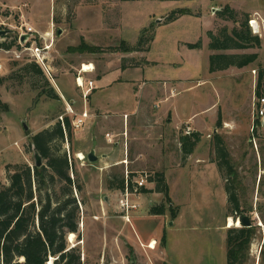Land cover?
<instances>
[{"label": "rangeland", "instance_id": "374dc122", "mask_svg": "<svg viewBox=\"0 0 264 264\" xmlns=\"http://www.w3.org/2000/svg\"><path fill=\"white\" fill-rule=\"evenodd\" d=\"M16 1L17 6L0 5L21 8L36 31V45L50 47L44 52L48 68L39 64L50 84L56 93L58 86L65 83L75 87V92L66 97V102L39 96L48 87L42 81L37 82L38 76L22 73L25 65L34 63L30 54L23 53L18 42L10 52L0 49L4 64L0 76L2 183L9 184L8 166L42 165L43 160L31 146V138L54 126L60 116L73 119L67 114L71 99L77 100L72 110L78 113L84 111L86 101L91 117L81 129L72 126V143L68 139L63 145L73 159L72 178L83 187L82 193L75 192L82 214L80 236L76 235L73 244L69 235L66 240L70 248L81 250L83 264H227L225 215L235 220L236 227L232 228H242L238 221L241 215L249 216L253 223L252 241L238 264H264V118L255 116L257 101L261 99L255 93L259 71L264 69V35L259 37L262 41L259 49L226 52L258 53L255 64L214 74L209 71V58L217 52L209 49L208 37L209 31L218 35L223 28L231 32L236 27L233 22L216 18L215 13L222 7L229 5L240 14L255 17V13L264 12V0ZM181 9L189 14L167 24V17ZM20 15L17 11L13 24ZM144 31L145 39L154 33L149 51L119 50L123 44L135 48ZM251 33L256 36L252 29ZM15 37L16 33L1 38L0 42ZM199 42L201 49L188 48V44ZM85 64L94 67L90 77L83 72ZM119 69L127 71L112 73ZM50 72L55 74V81ZM110 73V78L119 75L122 79H136L138 95L134 94L136 89L125 83L105 87V82L96 79ZM76 78L87 84L96 79L94 87L99 88L96 92L91 89L85 99L86 89H77L72 82L77 83ZM164 81L169 83L168 89L163 88ZM160 88L158 92H150ZM171 89L176 94L173 97ZM144 107L142 127L135 128L133 121ZM168 110L173 113L164 114ZM124 125L131 142L134 132L140 134L144 145L141 150L150 153V165L133 163L129 171L122 165L104 170L98 161L89 162L86 144L89 134L98 133L97 128L103 132L123 130ZM189 132L200 133L201 141L192 156L185 158L181 138ZM218 139L229 154L232 176L226 167L219 166ZM134 149L129 147L130 158ZM78 150H82L84 160L78 157ZM120 152L123 154L124 149ZM10 154L16 157H7ZM138 173H148L151 178L157 173L164 174L170 199L156 192L150 179L146 189L152 187L153 192L142 193L139 202L132 199L141 208L132 211L130 223H126L122 219L125 214L119 213L123 191L116 186L110 188L109 181H117L116 176L126 180ZM230 192L236 193L243 214L231 216ZM162 204L166 207L165 215L149 217L150 208ZM141 230L145 236L162 234L156 239L155 250L149 248V242L140 244L145 240L139 233ZM54 260L49 259V263L54 264Z\"/></svg>", "mask_w": 264, "mask_h": 264}, {"label": "trees", "instance_id": "16d2710c", "mask_svg": "<svg viewBox=\"0 0 264 264\" xmlns=\"http://www.w3.org/2000/svg\"><path fill=\"white\" fill-rule=\"evenodd\" d=\"M137 1V0H136ZM189 14L188 10L172 12L166 23L176 21L180 16ZM218 20L233 22L236 27L229 32L223 28L218 35L208 32L209 49L214 53L209 58L211 74L230 68H246L259 60L258 53H226L227 51H247L260 48L262 41L251 33L250 16L240 14L231 6L222 7L216 13ZM146 31L142 32L138 44L131 48L123 44L119 50L123 52L149 51L154 40V33L145 39ZM17 46V40L0 42V49L12 51ZM147 46V49L145 48ZM19 47V45H18ZM188 48L201 49L202 43L188 44ZM116 50V49H114ZM117 51V50H116ZM22 73L38 76L48 91L39 96H46L53 100L60 97L50 84L44 70L37 63H30L22 68ZM55 78V74H53ZM1 83V79H0ZM257 96L264 95V69L259 71V82L256 89ZM73 139L72 121L64 118V124L58 121L54 126L37 133L31 138V146L43 160L41 166L20 164L8 166V185L0 179V264H48L53 258L54 264H83L82 253L78 247L70 248L67 236H80L81 209L75 192L82 193L83 187L74 176V165L71 152L63 150L66 140ZM201 141V134L193 132L181 138L182 152L187 158ZM216 150L220 157V167H226L230 176L234 172L229 162V154L222 140L218 139ZM74 173V174H73ZM111 179L109 187L125 191L126 180L115 177ZM131 178V176H130ZM151 182L156 185V192L164 194L169 200V186L165 176L157 173ZM116 184V185H115ZM152 190L142 188L140 193H152ZM231 216L241 215L240 201L235 192H230ZM164 204L150 208V215H165ZM254 231L251 228H231L227 231V263L238 264L240 258L248 248ZM165 240V236L162 238Z\"/></svg>", "mask_w": 264, "mask_h": 264}, {"label": "crops", "instance_id": "0c3cea01", "mask_svg": "<svg viewBox=\"0 0 264 264\" xmlns=\"http://www.w3.org/2000/svg\"><path fill=\"white\" fill-rule=\"evenodd\" d=\"M16 2H17L16 0H0V3H6V4L10 5V6H15V5L17 6L18 4ZM248 15L250 17H252L251 14H248ZM252 19H256L263 26V24H264V12H260L259 15L255 13V17H252ZM263 28H264V26H263ZM137 69H139V68H137ZM126 71L127 70H121V69H119V70H116L115 72H112V73H118V74H120L121 72L123 73V72H126ZM92 72L93 71L84 72V73H86L85 75L87 77H90ZM112 73L107 74V75H103V76L100 75L96 79H98V81H100L101 83H104L105 82V85H106L105 87H112V86H114L115 84H118V83H120V84L125 83V85L129 86L130 88H133L134 91L136 89V91H135L134 94H135V96L138 95L140 89H139V86L137 85L138 82H137L136 79H134L133 77H129V78H126V79H122V78H118L117 77L119 75L110 78V76L112 75ZM96 79L94 81L93 80H91V81H93L94 83H96L97 82ZM99 79H101V80H99ZM72 82L76 86V88L79 89L77 83H75L74 80H72ZM83 82L85 84H87V82L84 79H83ZM163 83H164V87L163 88L168 89V84L169 83L166 82V81H164ZM141 85L143 86L144 83L141 84ZM74 88H71V86H69L66 83L62 87L61 86L60 87L58 86V88H57V92L58 93L57 94L60 97V100L62 99V100H64L66 102L67 101L66 100V97L74 94L73 93V92H75V89ZM98 88L99 87L96 85V87L93 89V91L94 90L97 91ZM152 90H153V92H152ZM156 90L157 89H151L150 92L151 93H155V92H158V91L162 90V88H160L157 91ZM96 91H94V92H96ZM172 91H174V89H171V92ZM87 92L89 94L90 93V90L89 91L87 90ZM88 94H87V96H88ZM166 100H168V98ZM70 103H71V105H70L71 108L77 106V100L76 99H71L70 100ZM84 105L85 106L83 107L82 111L83 110H87L89 112L88 105H90V104H88V102L85 101ZM90 107H91L90 109H94L96 111L98 110L96 107H93V106H90ZM145 109H146V107L142 108V110L139 111V113L137 114V117H135V119L133 121V123L135 124V128L142 127V123L144 122L143 119L145 118V113H146V110ZM154 109H156V105L154 106ZM167 112H172V110H168V111L164 112V114L167 113ZM126 114L127 113H124L123 115H126ZM97 129H98V133H96L95 135H94V132H91L89 134L90 135L89 136V140L86 141V142H88L86 144H88V147H89L88 155L91 152H93L95 154V156L98 158L97 161L99 162V165L102 166V167H104L103 168L104 170H108V169L114 168L116 166H121L122 165V166H124V168L126 167V169L129 171V169L132 168L131 165L133 163H138V164H142V165H145V164L150 165V163L152 162V161H150V159L148 157L150 155V153L148 151L146 152V151L141 150V146H144V145H143V139H139V135H140L139 133L134 132L133 138L134 137L135 138L131 142L130 135H128V136L126 135L125 125H124V129L123 130H115V131L103 132L99 128H97ZM135 131H136V129H135ZM114 138H118V139H116L115 143H113V139ZM15 143H17V142H15ZM129 147L130 148H133V149L136 148V149L133 150L134 151L133 158H130V156H129L130 155L129 154ZM121 149H124V153L123 154H121V152H120ZM77 153H79V154L81 153L82 154V150H78ZM7 157H9V158L12 157L13 158V157H16V156L10 154V155H7ZM83 157H84V155H83ZM143 158L145 160H141ZM23 160H25L24 156H23ZM149 190H152L153 191V188L150 187ZM150 195L153 196L152 194H150ZM154 195L155 196H158L159 194H156L155 193ZM141 196L142 195H140L139 199H137V198H133V199H137L135 201H138L139 202L141 200ZM152 202L153 201H151L149 204L151 205ZM140 208H141V206H140ZM136 211H138V210H136ZM119 213H121L120 209H119ZM149 217L159 218V217H162V216H153V215H151ZM141 218H143V217L141 216ZM229 218H231V217L228 216L226 218V215H225V220H226L225 221V225L228 224ZM122 219H124L123 216H122ZM126 223H130V222H126ZM223 229L227 232L231 228H229V226H224ZM139 233L142 236H144V239H145L144 242L140 243L143 246H144L145 241L146 242H149V245H150L152 243V241H156V239L159 238V236H162V234L160 235V233L157 236L156 235H152V234L151 235L149 234V235L145 236V232L143 230H141ZM127 236L129 238H133V237H131L128 234H127ZM152 236H153V238H152ZM135 243L136 242L133 241V244L134 245L137 244V243L136 244ZM226 250H227V244H226ZM131 264H136V263L132 262Z\"/></svg>", "mask_w": 264, "mask_h": 264}, {"label": "built area", "instance_id": "2783aa9c", "mask_svg": "<svg viewBox=\"0 0 264 264\" xmlns=\"http://www.w3.org/2000/svg\"><path fill=\"white\" fill-rule=\"evenodd\" d=\"M17 11H20L21 15L19 17V20H17L16 24H13L15 22L14 15L16 14ZM254 24H257L258 28H256ZM250 27L254 35L258 37H262L264 35L262 34V25L256 19H253L250 22ZM0 30L8 31L9 34L7 35V37H11V34L16 33V37L13 39H16L18 45H20L21 48L24 49L22 52L29 53L30 57L34 59L35 63H37L38 65L41 63L42 65L46 64V67L48 68L47 66L48 62L46 61V55L44 54V52L49 50L50 47L48 45H45V47H39L36 45V39H37L35 35L36 31L28 22L27 16L24 14L21 8L10 7L3 4L0 5ZM25 35H28L29 37L24 43H22L21 38ZM3 71H4V64L0 60V76L2 75ZM50 77L52 78V80L54 79L52 72H50ZM79 79L80 78L76 79L77 85L82 91L86 89V91L83 93L84 98H86L88 94L87 90L89 91L95 88L94 82L89 81L88 84L86 85L84 82L83 84L79 83ZM171 94L172 96L176 95L175 91H172ZM157 107L158 105H156V108ZM67 114L73 116V119H71V121H72V126L75 129H81L82 127H84L86 122L91 117L87 110L78 113V112H74L72 108L67 109ZM66 116L59 117V121L62 124H64V118ZM255 116L257 119L260 117L264 118V97H262L257 101V105L255 108ZM188 134H190V132ZM15 145L18 146V143H15ZM84 159L85 157H83L80 160H84ZM150 179H151V175H149L148 173H138L137 175H134L132 178H130L129 176L126 178V188L125 191L123 192V198L120 204V208L122 211L121 214L122 213L125 214L123 215V218L126 220V222H130V213L140 208L139 204L132 203L133 197L139 199L141 195L140 190L142 188H146ZM151 245L152 243L149 246Z\"/></svg>", "mask_w": 264, "mask_h": 264}, {"label": "water", "instance_id": "95a60500", "mask_svg": "<svg viewBox=\"0 0 264 264\" xmlns=\"http://www.w3.org/2000/svg\"><path fill=\"white\" fill-rule=\"evenodd\" d=\"M160 22V21H158ZM9 34L8 31H3V30H0V39L7 36ZM28 35H25L21 38V42L24 43L27 39H28ZM25 129L27 130V127L25 126ZM88 161L91 162V163H94L98 160V158L95 156V154L93 152H91L88 157H87ZM38 167L41 166V163H39L37 165ZM239 221H240V224H241V227L242 228H251L253 226V223L251 221V218L247 215H241L239 217Z\"/></svg>", "mask_w": 264, "mask_h": 264}, {"label": "bare ground", "instance_id": "6f19581e", "mask_svg": "<svg viewBox=\"0 0 264 264\" xmlns=\"http://www.w3.org/2000/svg\"><path fill=\"white\" fill-rule=\"evenodd\" d=\"M254 25H255L256 28H258L257 24H254ZM90 71H94L93 65L85 64L84 67H83V72H90ZM79 83L83 84V79L82 78L79 79ZM78 157L82 159L83 158V154H81V153L78 154ZM228 226H229V228L236 227L235 221L232 218H229ZM75 240H76V234H70L69 235V242L73 244L75 242ZM156 245H157V242L156 241H152V245L149 248L152 249V250H155L156 249ZM49 264H53V262L51 261Z\"/></svg>", "mask_w": 264, "mask_h": 264}, {"label": "flooded vegetation", "instance_id": "af4514ba", "mask_svg": "<svg viewBox=\"0 0 264 264\" xmlns=\"http://www.w3.org/2000/svg\"><path fill=\"white\" fill-rule=\"evenodd\" d=\"M235 221V220H234ZM239 225H240V221H239ZM240 227H241V225H240Z\"/></svg>", "mask_w": 264, "mask_h": 264}]
</instances>
